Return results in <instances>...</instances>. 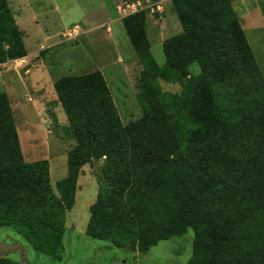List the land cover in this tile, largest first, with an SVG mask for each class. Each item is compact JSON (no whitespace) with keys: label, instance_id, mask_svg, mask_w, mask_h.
I'll list each match as a JSON object with an SVG mask.
<instances>
[{"label":"trees","instance_id":"16d2710c","mask_svg":"<svg viewBox=\"0 0 264 264\" xmlns=\"http://www.w3.org/2000/svg\"><path fill=\"white\" fill-rule=\"evenodd\" d=\"M171 4L182 32L163 43V66L145 12L122 20L143 66L138 121L121 122L99 71L54 83L77 141L57 192L47 160L25 162L10 98L0 91V228L59 259L81 169L103 158L89 238L146 253L191 229L188 264H264V76L232 0ZM27 55L0 0V65ZM193 64L200 71L188 77ZM159 78L182 82L181 92H163Z\"/></svg>","mask_w":264,"mask_h":264},{"label":"rangeland","instance_id":"374dc122","mask_svg":"<svg viewBox=\"0 0 264 264\" xmlns=\"http://www.w3.org/2000/svg\"><path fill=\"white\" fill-rule=\"evenodd\" d=\"M7 1L28 55L22 63L0 66V91L9 79L10 105L24 160H47L51 185L57 192V182L68 173L69 153L77 145L54 89L57 80L99 71L121 122L128 125L142 117L138 93L143 66L118 10L132 0ZM232 5L264 76V0H232ZM145 14L151 52L163 66V43L181 33L182 27L171 1L165 2L162 15ZM199 71L193 64L187 68V76ZM158 83L165 93L179 94L183 88L182 82L163 78ZM103 165V158L93 159L81 169L75 205L66 215L59 259L37 251L15 230L4 227L0 228V259L19 264H188L194 239L191 229L181 237L159 242L146 253L87 236L89 208L99 191Z\"/></svg>","mask_w":264,"mask_h":264},{"label":"built area","instance_id":"2783aa9c","mask_svg":"<svg viewBox=\"0 0 264 264\" xmlns=\"http://www.w3.org/2000/svg\"><path fill=\"white\" fill-rule=\"evenodd\" d=\"M171 1V0H166ZM164 0H132L126 1L123 3V6L120 7L119 14L124 17H128L135 13L139 12H150L154 14L162 15L164 13Z\"/></svg>","mask_w":264,"mask_h":264},{"label":"crops","instance_id":"0c3cea01","mask_svg":"<svg viewBox=\"0 0 264 264\" xmlns=\"http://www.w3.org/2000/svg\"><path fill=\"white\" fill-rule=\"evenodd\" d=\"M24 60H25V58H23V59H19V60L9 61V62H7V63L1 64L0 66H6V65L14 64V63H22V62H24ZM17 70H18V69H17ZM9 75H10V74L6 73L5 77L7 76V78H8ZM9 85H11V84H10V80H9V79H8V80L6 79V81H5V88H4V91L8 94V96L10 95V94H9V89H10ZM9 97H10V96H9Z\"/></svg>","mask_w":264,"mask_h":264}]
</instances>
